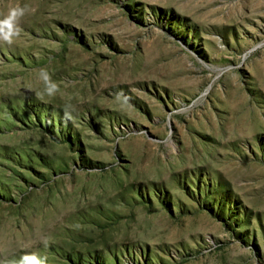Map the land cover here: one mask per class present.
<instances>
[{"label":"rangeland","instance_id":"obj_1","mask_svg":"<svg viewBox=\"0 0 264 264\" xmlns=\"http://www.w3.org/2000/svg\"><path fill=\"white\" fill-rule=\"evenodd\" d=\"M17 5L0 264H264V0Z\"/></svg>","mask_w":264,"mask_h":264},{"label":"clouds","instance_id":"obj_2","mask_svg":"<svg viewBox=\"0 0 264 264\" xmlns=\"http://www.w3.org/2000/svg\"><path fill=\"white\" fill-rule=\"evenodd\" d=\"M31 9L25 5H17L11 7L4 16L3 19H0V42L12 45L15 42V39L21 35V21L23 17L28 14ZM41 75L43 80L47 85L48 95H53L57 91V86L51 82V78L45 70H41ZM72 116L67 112V108L64 110V121L65 123L68 120H71ZM45 247L48 246V239H44ZM16 264H47V257H40L36 254H26L20 258Z\"/></svg>","mask_w":264,"mask_h":264}]
</instances>
